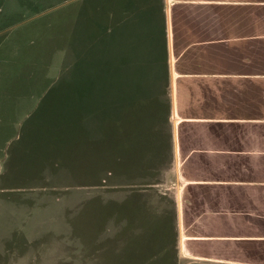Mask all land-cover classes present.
Returning a JSON list of instances; mask_svg holds the SVG:
<instances>
[{"label": "rangeland", "instance_id": "rangeland-1", "mask_svg": "<svg viewBox=\"0 0 264 264\" xmlns=\"http://www.w3.org/2000/svg\"><path fill=\"white\" fill-rule=\"evenodd\" d=\"M100 2L0 0V264H180L164 155L141 164L124 111L102 144L77 120L70 66ZM145 95L141 135L156 127Z\"/></svg>", "mask_w": 264, "mask_h": 264}, {"label": "crops", "instance_id": "crops-1", "mask_svg": "<svg viewBox=\"0 0 264 264\" xmlns=\"http://www.w3.org/2000/svg\"><path fill=\"white\" fill-rule=\"evenodd\" d=\"M131 5L164 15L176 261L264 264V0H101L102 16Z\"/></svg>", "mask_w": 264, "mask_h": 264}, {"label": "trees", "instance_id": "trees-1", "mask_svg": "<svg viewBox=\"0 0 264 264\" xmlns=\"http://www.w3.org/2000/svg\"><path fill=\"white\" fill-rule=\"evenodd\" d=\"M113 10L111 7L109 18H103L101 2L94 6L90 20L92 32L88 33L86 40L82 34L78 36L80 48L75 49L70 66V79L82 99L78 103L77 120L94 143L102 144L108 131L106 122L109 115L113 117L112 120L118 121L124 111L125 115L121 117H125L124 122L132 116V130L139 131L135 144L143 146L145 150L144 158L138 157L141 164L146 161L143 166L150 168L148 162H157L163 155L166 159L168 155L164 15L161 7L131 5L123 8L124 14L120 13L119 18L116 15L115 19ZM152 41L155 43L154 49ZM84 42L87 44L83 45ZM154 65L157 85L153 79L155 73H152V77L147 72ZM155 85L157 92L153 96ZM145 93L149 94L150 105H156L155 114H149L150 120L156 121V127L149 135L140 134L146 117L140 116L137 104L139 94L146 96ZM133 160H137L136 156ZM155 167L159 168L158 165Z\"/></svg>", "mask_w": 264, "mask_h": 264}]
</instances>
